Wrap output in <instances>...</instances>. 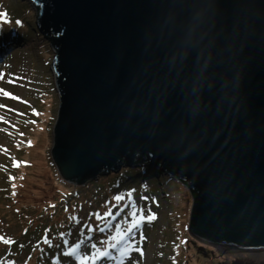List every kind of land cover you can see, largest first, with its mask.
<instances>
[{
    "label": "water",
    "instance_id": "95a60500",
    "mask_svg": "<svg viewBox=\"0 0 264 264\" xmlns=\"http://www.w3.org/2000/svg\"><path fill=\"white\" fill-rule=\"evenodd\" d=\"M30 1L61 177L147 166L191 194L194 239L264 252V0Z\"/></svg>",
    "mask_w": 264,
    "mask_h": 264
},
{
    "label": "rangeland",
    "instance_id": "374dc122",
    "mask_svg": "<svg viewBox=\"0 0 264 264\" xmlns=\"http://www.w3.org/2000/svg\"><path fill=\"white\" fill-rule=\"evenodd\" d=\"M36 17L30 0H0V22L25 25L0 46V264H39L46 253L47 264H264V254L221 256L194 239L191 194L147 166L59 191L48 156L59 109L55 54Z\"/></svg>",
    "mask_w": 264,
    "mask_h": 264
},
{
    "label": "trees",
    "instance_id": "16d2710c",
    "mask_svg": "<svg viewBox=\"0 0 264 264\" xmlns=\"http://www.w3.org/2000/svg\"><path fill=\"white\" fill-rule=\"evenodd\" d=\"M25 28V25H21L20 23L18 22H12L11 21H3V22H0V34L4 37V39L7 40L8 43H14V41L19 38V29H23ZM49 156V161H50V164H51V167L53 168V170L55 171V174L57 175V183L59 185V191L61 193H65V194H68V193H71V189L73 188V184H69L68 182H66L62 177L61 175L59 174L58 172V169L56 168V165L54 164L53 162V159H52V156L51 154L48 155ZM125 165V164H123ZM128 170V168H125ZM125 169H122V170H125ZM139 170H137V172H139ZM136 172V173H137ZM123 172L120 173V175L118 176V178H120V176H123L122 174ZM149 173H152V171L148 170V171H145L144 168H142L141 170V175L142 176H146L147 174ZM76 189V188H75ZM93 238V236H90L88 237L89 240H91ZM109 248V247H108ZM52 252V254H56L57 253V250L53 247L52 249H50ZM105 252V250L102 252V254ZM110 251L108 252H105L104 254H109ZM48 257H49V261L50 260V254L49 253H46L45 255H42L39 260V264H47V261H48ZM53 259L55 257H52ZM52 262V261H51Z\"/></svg>",
    "mask_w": 264,
    "mask_h": 264
},
{
    "label": "flooded vegetation",
    "instance_id": "af4514ba",
    "mask_svg": "<svg viewBox=\"0 0 264 264\" xmlns=\"http://www.w3.org/2000/svg\"><path fill=\"white\" fill-rule=\"evenodd\" d=\"M232 254V253H231ZM238 254H242V255H252L251 257L255 258H260L261 256H263L264 252H253V253H238ZM244 257V256H243ZM254 263L252 264H255L256 261H253ZM262 264V263H261Z\"/></svg>",
    "mask_w": 264,
    "mask_h": 264
},
{
    "label": "clouds",
    "instance_id": "9594fccd",
    "mask_svg": "<svg viewBox=\"0 0 264 264\" xmlns=\"http://www.w3.org/2000/svg\"><path fill=\"white\" fill-rule=\"evenodd\" d=\"M5 43H6L7 46L11 44V43H8L7 41ZM5 43L3 45H5Z\"/></svg>",
    "mask_w": 264,
    "mask_h": 264
},
{
    "label": "bare ground",
    "instance_id": "6f19581e",
    "mask_svg": "<svg viewBox=\"0 0 264 264\" xmlns=\"http://www.w3.org/2000/svg\"><path fill=\"white\" fill-rule=\"evenodd\" d=\"M0 45H2V40H0Z\"/></svg>",
    "mask_w": 264,
    "mask_h": 264
}]
</instances>
